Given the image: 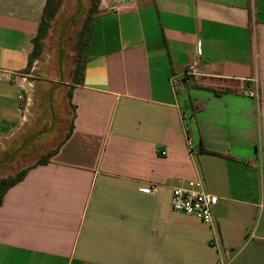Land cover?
<instances>
[{
  "label": "crops",
  "instance_id": "obj_1",
  "mask_svg": "<svg viewBox=\"0 0 264 264\" xmlns=\"http://www.w3.org/2000/svg\"><path fill=\"white\" fill-rule=\"evenodd\" d=\"M47 1L0 0V158L46 124L31 98L56 80L28 66ZM95 8L55 153L0 206V264H264V0ZM191 180L219 198L212 224L171 208Z\"/></svg>",
  "mask_w": 264,
  "mask_h": 264
},
{
  "label": "rangeland",
  "instance_id": "obj_2",
  "mask_svg": "<svg viewBox=\"0 0 264 264\" xmlns=\"http://www.w3.org/2000/svg\"><path fill=\"white\" fill-rule=\"evenodd\" d=\"M77 0H61L62 12L58 18V21L53 28L52 35L49 37L47 43H44L43 54L38 60V64L35 67L34 74L36 77H47L52 76L56 82L51 85L49 94L42 99H38L36 94L32 100L31 112L35 111L38 104L43 103L45 108L44 119L45 126L40 132H47L41 136L34 139L28 146H26L20 153H18L13 159L0 165V180L7 177H12L17 175L24 169L31 167L35 164L41 157L44 156L48 151L55 148L57 143H54L51 137L54 138L60 135L61 127L70 121L71 118V108L64 98L67 91H61L57 88L54 92L52 98L53 116L49 103L50 92L55 89L58 84H60V72H59V38L60 34L66 24V22L73 17L77 12ZM86 18V10L83 8V3L81 1V10L75 19L67 27L63 39H62V74L63 82L61 83V88H66L65 81L69 79L70 72L74 65L76 64L78 51H77V39L80 34L84 21ZM63 93V94H62ZM66 96V94H65ZM43 100V101H42ZM54 102H56L54 104ZM57 104V105H56ZM55 105L57 107H55ZM60 108V109H59ZM64 111V112H63ZM69 113L68 115L66 113ZM69 117V118H68ZM38 132V133H40ZM54 134V135H53ZM61 138V135L59 136ZM58 137V138H59ZM60 140V139H59ZM20 147V146H19ZM18 149V148H17ZM17 150H10L4 156L0 158V162L9 158Z\"/></svg>",
  "mask_w": 264,
  "mask_h": 264
},
{
  "label": "trees",
  "instance_id": "obj_3",
  "mask_svg": "<svg viewBox=\"0 0 264 264\" xmlns=\"http://www.w3.org/2000/svg\"><path fill=\"white\" fill-rule=\"evenodd\" d=\"M96 4H97V0H92V7L89 9L88 18H86L83 28L78 37V43H77L78 57H77L74 76L72 80L74 83L77 84L82 82L84 79L86 62H87L86 47L88 45L87 43H88V34H89L88 22L90 20V17H92L96 12V8H95ZM60 9H61V0L47 1V4L44 9L43 17L39 26L38 34L33 40L34 48L30 55L28 69H30L33 66L35 60H39L41 58L43 54L45 40L49 36L50 30L53 26V21L55 20ZM54 153L55 151H50L49 153L41 157L38 160L37 164L46 163L47 160L54 155ZM30 168L31 167H28L27 169L22 170L15 176L3 178L0 180V206L2 205L4 197L6 193L9 191V189L17 185L19 182H21L25 178Z\"/></svg>",
  "mask_w": 264,
  "mask_h": 264
},
{
  "label": "built area",
  "instance_id": "obj_4",
  "mask_svg": "<svg viewBox=\"0 0 264 264\" xmlns=\"http://www.w3.org/2000/svg\"><path fill=\"white\" fill-rule=\"evenodd\" d=\"M133 1V0H129ZM108 10L111 13H120L123 11V6L119 3H114L109 6ZM200 53V51H199ZM199 73L198 63L192 62L186 71V74L196 75ZM181 84L180 79L173 78L172 85L175 90L179 89ZM246 95L252 99L259 100L258 90H248ZM189 148L194 149V143L189 139ZM154 188H144L142 191L150 193ZM219 198L208 193L201 180H191L186 186L176 187L173 190L171 199V208L173 211L193 216L203 221L206 224L213 223V210L218 204Z\"/></svg>",
  "mask_w": 264,
  "mask_h": 264
},
{
  "label": "water",
  "instance_id": "obj_5",
  "mask_svg": "<svg viewBox=\"0 0 264 264\" xmlns=\"http://www.w3.org/2000/svg\"><path fill=\"white\" fill-rule=\"evenodd\" d=\"M77 12L76 14L71 17L65 24L61 34H60V38H59V72H60V84H58V86L52 91V93L50 94L49 96V103H50V108H51V112L53 110V107H52V98H53V95H54V92L57 90V88H59L61 86V83L63 82V74H62V39H63V35L67 29V27L70 25V23L73 21V19H75L77 17V15L80 13V10H81V0H77ZM52 118L54 120V116H53V112H52ZM42 133H38L34 136H32L27 142H25V144L19 148L14 154H12L9 158L5 159L4 161L0 162V165L1 164H4L6 162H8L9 160L13 159L18 153H20L26 146H28L35 138H37L38 136H40Z\"/></svg>",
  "mask_w": 264,
  "mask_h": 264
}]
</instances>
